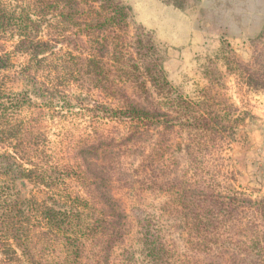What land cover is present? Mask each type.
Masks as SVG:
<instances>
[{
	"label": "trees",
	"instance_id": "16d2710c",
	"mask_svg": "<svg viewBox=\"0 0 264 264\" xmlns=\"http://www.w3.org/2000/svg\"><path fill=\"white\" fill-rule=\"evenodd\" d=\"M169 1L185 8L186 0ZM0 31L29 62L63 56L71 45L77 54L67 56L84 77L73 98L28 66L21 92L0 90V122L8 103L21 110L37 99L51 111L78 108L92 124L73 162L54 161L37 144L30 160L0 153V183L10 193L26 180L43 194L25 212L4 193L6 232L47 264H264V198L230 183L223 156L234 110L207 92L181 95L129 5L3 0ZM8 58L0 57V70L12 67Z\"/></svg>",
	"mask_w": 264,
	"mask_h": 264
},
{
	"label": "rangeland",
	"instance_id": "374dc122",
	"mask_svg": "<svg viewBox=\"0 0 264 264\" xmlns=\"http://www.w3.org/2000/svg\"><path fill=\"white\" fill-rule=\"evenodd\" d=\"M123 1L133 9L137 24L154 34L168 79L181 95L200 100L207 92L216 96L221 107L234 110L230 116L236 130L232 138L225 139L223 148L230 183L264 198V0H186L184 9L175 8L169 0ZM14 45L0 31V57L8 56L12 65L0 70L1 91L21 92L23 71L30 66L39 70L47 84L58 85L73 98L79 95L78 78L84 77L74 72L80 61L67 56L77 54L71 45L63 56L41 64L17 54ZM33 102L21 110L8 103L7 117L0 122V153L30 160L29 147L37 144L54 161L73 162L76 142L92 130L86 114L78 108L68 111L67 106L51 111L45 102ZM7 187L0 183V264H47L27 240H19L16 232H6L1 225L6 196L19 200L23 206L17 209L27 212L29 200L42 199L43 194H37V189L32 192L26 180L19 181L12 193ZM175 242L180 246L178 236Z\"/></svg>",
	"mask_w": 264,
	"mask_h": 264
},
{
	"label": "water",
	"instance_id": "95a60500",
	"mask_svg": "<svg viewBox=\"0 0 264 264\" xmlns=\"http://www.w3.org/2000/svg\"><path fill=\"white\" fill-rule=\"evenodd\" d=\"M20 185H21V187L23 188L25 184H24V182H22Z\"/></svg>",
	"mask_w": 264,
	"mask_h": 264
}]
</instances>
